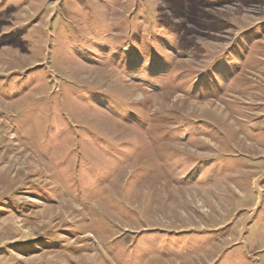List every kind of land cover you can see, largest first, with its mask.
<instances>
[{"label":"rangeland","instance_id":"1","mask_svg":"<svg viewBox=\"0 0 264 264\" xmlns=\"http://www.w3.org/2000/svg\"><path fill=\"white\" fill-rule=\"evenodd\" d=\"M0 264H264V0H0Z\"/></svg>","mask_w":264,"mask_h":264}]
</instances>
